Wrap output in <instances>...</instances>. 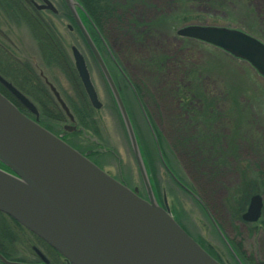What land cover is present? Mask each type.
Masks as SVG:
<instances>
[{
    "label": "rangeland",
    "instance_id": "1",
    "mask_svg": "<svg viewBox=\"0 0 264 264\" xmlns=\"http://www.w3.org/2000/svg\"><path fill=\"white\" fill-rule=\"evenodd\" d=\"M33 1L40 2V0ZM51 1L56 8L63 10L60 0ZM211 1L137 0L134 4L137 5L134 11L127 10L123 22L119 23L116 29L107 32V37L103 40L104 46L99 42V38L93 36L91 30L87 29V31L100 49L111 73L114 74L112 76L119 83L121 97L135 129L139 144H141L140 139L142 138L148 143V149L150 148L149 150L153 153L152 165L150 164L152 167L146 163L144 156L143 158L157 203L167 208L191 237L201 245L210 246L215 250L223 264H235L226 246L214 230L206 210L193 200L189 192L176 183L169 171L175 177L179 175L181 178L180 183L187 189V185L191 184L201 189L210 210L212 209L210 212L207 208L208 213L211 216L214 215L213 213L219 216L220 221L224 223L223 232L225 235L239 243L247 255L256 260H264V223L248 224L241 219L230 218L229 211L224 210L223 203L226 193L232 191V188L238 185V178L241 175H247L250 179L257 177L261 181V177L256 176V168L261 169L263 167L264 169V78L249 67L246 61L232 56L235 58L231 66L234 71L232 70L230 76L243 92V94H240L241 99L252 101L255 108L252 113L247 115L245 122L240 120L239 127L242 126L240 130L247 142L237 144L240 153L234 156L235 159L231 158L224 162L221 156L215 157V153L212 154L210 149H197V145H194L195 142L192 141L188 145L189 147L193 146V148L188 149V151L184 150L182 146L178 150L174 147V140L193 135L192 127L186 122L183 123L178 111L177 101L174 99L173 83L178 81V72L183 68L181 67L182 54L186 52L188 58H199L202 61L209 62L214 57V53L221 52V49L217 50L203 42L202 44L198 43V46L195 42L183 41L182 38L185 37L177 35L176 30L188 24L245 29L247 24L256 22V24H259L260 37L264 41V0H245L241 3L243 8L246 7L253 13L248 18L244 16L243 9L240 12L236 11V13L232 9L235 15L230 17L225 11L215 7V3L213 4ZM21 2V4H25L22 7L29 10H27L28 14H34L25 0ZM215 2H218V0H215ZM142 3L146 4L138 6ZM150 5L151 7H149ZM182 7L188 9L187 14H185L188 20L177 23L173 27L172 25L166 26L167 23L165 26L160 25L157 32L148 36L145 35L141 40L132 38V35H130L132 29L127 27V20H135L140 16L141 18L150 19L156 14L169 17L177 10L184 9ZM78 9L81 20L86 21L84 12L80 8ZM125 9L120 8V10ZM160 10L162 13H156ZM246 13H249L248 10H246ZM42 15L48 23L50 21L49 24L52 29L61 38L72 62L71 46H75L85 57L90 80L101 106L93 108L90 105L95 120L94 127H97L96 132L84 128L69 134L63 132L59 126L62 122H68V120L60 110L56 115L58 116L59 125L58 123L51 125L49 123L50 119L45 121L41 118L40 120L43 121L40 123L53 129L57 134L60 133L62 139L73 137L72 142L69 143L75 149L86 155L93 163L127 187H137L140 195L144 197L145 191L132 156L122 119L108 86L103 80L96 63L91 58L84 41L67 16H59L58 14L47 17L45 13ZM6 16L5 19L4 14L0 11V28L4 32V34L0 33V40L4 46L21 60H29L32 66L37 63L46 78L60 91L63 98L73 102L75 95L64 71L56 67L46 68L41 66V49L34 38L36 32L32 31L28 25L31 19L26 18L25 15H18L16 11L6 14ZM5 20L6 24L4 23ZM151 56H165L164 63L157 70L154 66L147 64ZM117 60L122 66L120 71L123 75L113 64H118ZM35 71L40 78L38 70ZM221 74L226 73L222 71ZM127 75L133 82L147 83L146 90L144 89L141 97L132 93L133 90L131 86L129 87L131 80ZM210 78L220 89L222 88L219 77L210 76ZM40 79L42 80V78ZM50 99H52L51 94ZM229 115L217 118L222 134L223 128L221 129V127H225L224 131L227 134L232 130L235 113L232 112ZM156 133L162 137V143H160ZM226 141L229 142L228 139ZM223 147L225 148L226 145L224 144ZM140 149L143 152L142 145H140ZM255 165L258 166L255 167ZM175 171L178 175L174 173ZM260 181L257 182L260 188L259 191L264 192V183L260 184ZM262 219L264 221V209ZM15 245L16 247L11 251L12 256L25 257L29 262L39 260L32 249V245H36L47 257L49 254L48 250L42 245H38L37 242L25 241L23 243L18 240Z\"/></svg>",
    "mask_w": 264,
    "mask_h": 264
},
{
    "label": "water",
    "instance_id": "2",
    "mask_svg": "<svg viewBox=\"0 0 264 264\" xmlns=\"http://www.w3.org/2000/svg\"><path fill=\"white\" fill-rule=\"evenodd\" d=\"M48 6L55 10L48 0ZM113 96L121 116L146 198L138 188L119 182L59 136L27 117L0 93V212L17 221L56 250L66 264H220L210 256L154 197L134 128L117 87L87 29L76 0H64ZM180 36L211 44L248 62L264 78V43L238 29L188 24ZM74 66L94 108L101 106L79 50L71 46ZM43 78L69 121L74 118L55 86ZM0 84L35 115L34 104L0 75ZM75 129L74 125L69 126ZM262 197L251 195L241 217L259 219ZM213 221V220H212ZM233 256L228 241L213 221ZM40 262L10 260L3 264H50L36 246Z\"/></svg>",
    "mask_w": 264,
    "mask_h": 264
},
{
    "label": "trees",
    "instance_id": "3",
    "mask_svg": "<svg viewBox=\"0 0 264 264\" xmlns=\"http://www.w3.org/2000/svg\"><path fill=\"white\" fill-rule=\"evenodd\" d=\"M20 1L21 0H0L1 13L6 15L8 13L16 11L18 15H20L21 10V15H25L26 18L31 19L32 23L28 21V25L32 29V31L36 32L34 38L41 49V66H44L46 68L56 67L64 71L66 78L71 85L72 92L75 95L73 102L67 101L70 110L74 114L78 124L81 127L96 132L97 127H94L95 120L93 119L91 113L92 108L86 98L85 92L74 69L73 62L69 58L67 51L61 41V38L52 29L51 25L48 22H43L42 20H40L39 16L36 13L28 14L24 7H22L25 4H21L22 2L20 3ZM60 1L63 7H65L62 0ZM77 1L84 10V14L86 17V26L93 32V36L99 38V42L102 44V46H104L103 40H105V38L107 37V32L116 29L119 26V23L123 22V19L125 17L124 14L127 10L134 11L135 6L137 7V5H134L135 1L137 0ZM244 1L245 0H218V2H215V0H212L211 3H215V7H217L221 11H225L230 17L234 16L236 11L240 12V10L243 9L244 16L248 18V16H252L251 14L253 13L249 11V9H246V7H242L241 3H243ZM145 4L146 3L138 4V6ZM121 7L126 9L120 10ZM149 7H151V5ZM182 8L184 9H180L179 11L177 10V12H175L174 14L169 15V17H166V15L163 16L156 14L150 19H147L146 17L141 18L140 16L135 20H127V27L132 29L130 30V35H132V38L141 40L145 35L148 36L157 32L160 25L165 26V24L167 23L166 26L172 25L173 27L177 23H182L188 20L186 19L185 15L187 14L188 9L186 7ZM232 9L235 10V13L232 12ZM65 10L66 15L69 16L66 8ZM246 10H248L249 13H246ZM156 13L162 12L160 10ZM70 21L73 23L76 31L80 34L73 20L71 19ZM123 24L125 25V23ZM258 25V23L256 24V22H252L247 24L246 28H243L242 30H245L247 33L262 40L258 30ZM80 37L82 38L81 34ZM182 39L183 41H190L191 43L195 42L197 45L198 43L202 44V42L194 39L186 37ZM85 46L88 49L86 44ZM214 48L220 50L216 47ZM220 51L221 52H217L216 54L214 53V57H212L209 62L202 61L199 58H188L189 56H186V52L182 54L183 58H181V67L183 68H181L180 72H178V81H175L173 83L175 95L174 99H176L177 101L178 111L180 116L182 117L183 123L186 122L192 127L193 135L187 136V138L180 137L178 140H174V147L176 150H178L180 146H182L184 150L188 151V149L193 148V146L189 147L188 145L192 141L196 143H194V145H197V149H210L212 154L213 152L215 153V157L221 156V159L226 162L231 158L235 159L234 156L237 153H240V149H238L237 144L240 145L241 142H247V139L244 140L243 138L244 135H242L240 130L242 126L239 127V124L241 123L240 120H244L245 122L247 115L252 113L255 108L252 101H245L241 99L240 94H243V92L230 76L232 70L234 71L233 67L231 68V66L233 65V61L235 58L222 50ZM88 52L95 62V59L89 49ZM161 57L151 56L147 64L149 66H154L157 70L164 63L163 61L165 59V56H163L162 58ZM117 63L118 64H113L116 69H119L120 71L122 66L120 65L118 60ZM249 67L251 66L249 65ZM222 71L226 74L222 75ZM120 73L122 74L121 71ZM0 74L37 104L42 115L41 119L46 121L48 120L47 115L56 113V104L54 103L53 99H50L48 90L46 89L42 80L36 75L35 68L34 66H32L31 62L26 59L21 60L17 55L9 51V49L4 46L1 40ZM210 76H217L221 79V89L214 83L213 80H211ZM127 77L129 78V80H131L129 75H127ZM113 79L116 85L119 86L116 78L113 77ZM131 84L133 85L137 96L141 97L144 89L146 90L147 83H140L135 81L133 82L131 80ZM0 92H2L1 86ZM217 96L221 98L219 99ZM217 99L220 101H218ZM232 112L235 113V120L232 122V130L230 129L231 132L227 134L226 131H224L225 127H221V129L223 128L222 134L217 118L221 116L225 117V115L227 114L228 116H230L229 113ZM57 117L58 116H55V118ZM42 121L40 120L41 123ZM46 128L48 127L46 126ZM157 137L160 140V143H162V137L160 135H157ZM227 139L229 140L228 143L226 141ZM140 140V145H142L143 150L142 153L146 160V163L148 165H152L153 153L151 150H149L150 148L148 149V143L145 140H142V138ZM224 144L226 145V147H223V150L222 146H224ZM257 166L258 165H255V167ZM256 170V176H260L261 181L257 177L250 179L247 175H241L238 178V185L232 188V191L230 190L226 193L227 195L224 198L225 200L223 202L224 210L227 209L229 211L230 218L232 217L240 219L241 213L248 202L250 194L254 192H262L261 190L259 191L260 188L258 187L257 182L260 181V184L264 183V169L263 167H261V169L256 168ZM174 173L177 174L176 171ZM177 178L181 180L179 175L177 176ZM187 186L199 196L204 205L210 210V206L206 198H204L201 189L199 187H196L195 185L193 186V184ZM261 194L264 195V192H262ZM213 214L214 215L212 216L215 218L220 228L224 230V223L220 221L219 216H216L215 213ZM262 220L261 223H264V221ZM22 238L27 242H37L38 245H42L46 250H48L50 254H48V258L51 264H65L63 262L62 256L57 251H55L52 247H50L35 234L26 230L14 219L0 212V253L10 260L29 262L25 257L12 256L11 254V251L14 249V247H16L15 244L18 240L19 242L21 241L25 243ZM20 239H22L23 241ZM229 241L244 264H264V262H259V260H256L250 255H247L239 243H236L232 239H229ZM202 246L212 256L219 258L215 250H213L210 246H204L203 244ZM233 261L235 262V264H237L234 259ZM0 264L3 263L0 262Z\"/></svg>",
    "mask_w": 264,
    "mask_h": 264
},
{
    "label": "flooded vegetation",
    "instance_id": "4",
    "mask_svg": "<svg viewBox=\"0 0 264 264\" xmlns=\"http://www.w3.org/2000/svg\"><path fill=\"white\" fill-rule=\"evenodd\" d=\"M22 1V0H21ZM21 1H20V3H21ZM50 3H51V5L54 7V9L55 10H52L49 6H48V3L45 1V0H40V2L39 3H37V2H35V1H33V0H25V2L27 3V5L29 6V9H31V10H33V12L34 13H36L38 16H39V19L40 20H42L43 22H47L46 20V18H44L43 17V13H45L46 15H47V17L48 16H51V15H58L59 14V16L60 15H65V17L67 16V18H68V20H73V22H75L74 21V19H73V17H72V14H71V12H70V10H69V8L67 7V5L64 3V1L62 0V2H63V4L65 5V7H63L62 6V8H63V10L61 9V8H56L55 6H54V4H53V2L51 1V0H48ZM60 2V1H59ZM25 8V7H24ZM65 8L67 9V11H68V14H69V16L68 15H66L65 14V12H66V10H65ZM26 9V11L28 10L27 8H25ZM29 11V10H28ZM20 12H21V14H22V11L20 10ZM77 12H78V14H79V9L77 8ZM80 15V14H79ZM5 17V19H6V15H4ZM71 18V19H70ZM46 19V20H45ZM49 19V18H48ZM83 21V20H82ZM84 23H85V21H83ZM4 23L6 24V20L4 21ZM49 23H50V21H49ZM87 29H88V27H87ZM0 33H3L4 34V32H3V30H1V28H0ZM3 34H1V35H3ZM99 52L101 53V51H100V49H99ZM102 54V53H101ZM108 66V65H107ZM35 68V67H34ZM108 69H109V71H110V68L108 67ZM35 70H38V73H39V70H40V68L38 67V66H36V68H35ZM110 73H111V71H110ZM112 75H114L113 73H111ZM0 86L2 87V92L1 93H3V95H5L8 99H10L15 105H16V107L19 109V111L20 112H22L24 115H26L27 117H29V118H32L33 120L35 119V120H37V122L39 123V124H41L40 123V118H42V115H41V113H40V111H39V108H38V106H37V104L31 99V98H29L26 94H24L23 92V94L34 104V106H35V108H36V110H37V114L35 115L34 113H32L30 110H28L22 103H20L17 99H15L14 98V96L6 89V88H4L1 84H0ZM56 87V86H55ZM58 90V89H57ZM58 92H59V94H60V96L63 98V96L61 95V93H60V91L58 90ZM53 99V101H54V103L56 104V113L58 114V111L60 110V112H63L62 110H61V108L59 107V105L56 103V101L54 100V98H52ZM63 100L65 101V103L67 104V100H65L64 98H63ZM68 105V104H67ZM68 107H69V105H68ZM70 108V107H69ZM56 113H53V114H49V115H47V119H50L49 120V123L52 125V124H57L58 123V125H59V120H58V117L57 118H55V116H56ZM63 114H64V112H63ZM65 115V114H64ZM66 117V116H65ZM73 118H74V122H71V121H68V122H62L61 124H60V126H59V128L61 129V130H63V132H65V133H74L75 131H79L80 129H78V128H82L79 124H78V122H77V120H76V118H75V116L73 115ZM42 125V124H41ZM70 125H74L75 126V129H71L69 126ZM42 126H44V125H42ZM45 128H46V126H44ZM48 129V128H47ZM48 130H50L51 132H53L54 134H56V135H58V136H60L61 138H62V136L60 135V133H56L53 129H48ZM72 138L73 137H66V139L64 138V140L68 143V144H70L69 142H72ZM69 140V141H68ZM71 146H72V144H70ZM73 147V146H72ZM0 168L1 169H5L4 168V166L0 163ZM6 170V169H5ZM200 199V198H199ZM199 199H197L196 197H195V199L194 200H196V202H198V204H200V201H199ZM232 248H233V246H232ZM233 251H234V248H233ZM235 252V251H234ZM236 253V252H235ZM259 262H264V260H261V261H259Z\"/></svg>",
    "mask_w": 264,
    "mask_h": 264
}]
</instances>
